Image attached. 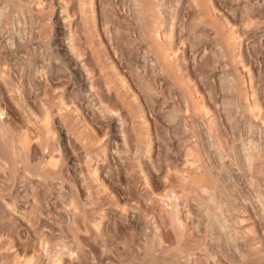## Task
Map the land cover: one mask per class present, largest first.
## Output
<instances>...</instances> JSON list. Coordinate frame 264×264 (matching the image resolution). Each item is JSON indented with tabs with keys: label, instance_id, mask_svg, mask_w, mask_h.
Listing matches in <instances>:
<instances>
[{
	"label": "rangeland",
	"instance_id": "1",
	"mask_svg": "<svg viewBox=\"0 0 264 264\" xmlns=\"http://www.w3.org/2000/svg\"><path fill=\"white\" fill-rule=\"evenodd\" d=\"M0 264H264V0H0Z\"/></svg>",
	"mask_w": 264,
	"mask_h": 264
}]
</instances>
